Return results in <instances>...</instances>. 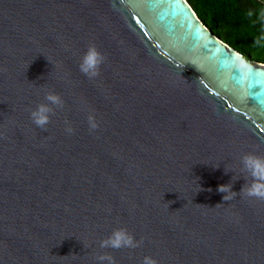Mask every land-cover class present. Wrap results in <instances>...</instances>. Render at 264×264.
Segmentation results:
<instances>
[{"label":"water","instance_id":"obj_1","mask_svg":"<svg viewBox=\"0 0 264 264\" xmlns=\"http://www.w3.org/2000/svg\"><path fill=\"white\" fill-rule=\"evenodd\" d=\"M47 92L63 106L40 128ZM247 153L264 156V62L188 0H0V264H264ZM118 227L139 245L101 248Z\"/></svg>","mask_w":264,"mask_h":264},{"label":"clouds","instance_id":"obj_2","mask_svg":"<svg viewBox=\"0 0 264 264\" xmlns=\"http://www.w3.org/2000/svg\"><path fill=\"white\" fill-rule=\"evenodd\" d=\"M103 61L104 55L95 46V44H90L81 57L79 64L80 71L89 78H94L99 75V67ZM196 67L199 70L198 66ZM45 101L46 103L38 104L30 114L34 124L40 128H43L49 123L51 113L54 111L52 106H63L61 96L55 92H47L45 94ZM88 123L89 127L93 130L98 127L96 119L93 115H89ZM66 131L72 132L73 129L69 125L66 128ZM241 165V171L246 172L251 176V183H248L246 187L244 184L240 193H243L248 197L264 199V156L247 153L241 157ZM231 188V183L219 185L218 191L225 193L223 197L224 200L231 198V196L227 195L228 193H234ZM138 245L139 241H137L135 237L124 227L115 228L107 238L101 240L100 242L101 248H135ZM98 260L102 262V264L105 261H107V264H115L114 258L110 255L101 254L98 257ZM143 264H158V262L154 257L146 255L143 257Z\"/></svg>","mask_w":264,"mask_h":264},{"label":"trees","instance_id":"obj_3","mask_svg":"<svg viewBox=\"0 0 264 264\" xmlns=\"http://www.w3.org/2000/svg\"><path fill=\"white\" fill-rule=\"evenodd\" d=\"M221 39L246 58L264 62V0H188Z\"/></svg>","mask_w":264,"mask_h":264}]
</instances>
